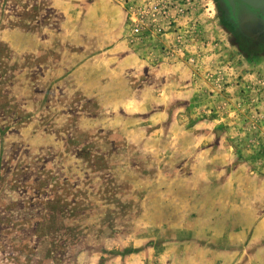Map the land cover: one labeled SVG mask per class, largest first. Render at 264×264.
I'll return each mask as SVG.
<instances>
[{"label":"rangeland","instance_id":"rangeland-1","mask_svg":"<svg viewBox=\"0 0 264 264\" xmlns=\"http://www.w3.org/2000/svg\"><path fill=\"white\" fill-rule=\"evenodd\" d=\"M0 264H264L262 13L0 0Z\"/></svg>","mask_w":264,"mask_h":264},{"label":"water","instance_id":"water-1","mask_svg":"<svg viewBox=\"0 0 264 264\" xmlns=\"http://www.w3.org/2000/svg\"><path fill=\"white\" fill-rule=\"evenodd\" d=\"M232 10V13H236L238 3H242L249 8L261 12L264 18V0H225Z\"/></svg>","mask_w":264,"mask_h":264},{"label":"flooded vegetation","instance_id":"flooded-vegetation-1","mask_svg":"<svg viewBox=\"0 0 264 264\" xmlns=\"http://www.w3.org/2000/svg\"><path fill=\"white\" fill-rule=\"evenodd\" d=\"M226 3H227V2H226ZM241 5H244V4H242V3H238V5H237V10H236V13H235V14L232 13L231 8L229 7L232 18L237 19V17L239 16V13H241ZM228 6H229V5H228ZM244 6L247 7L248 9H250V10H253V9L249 8L248 6H246V5H244ZM253 11H254V12H258V11H255V10H253Z\"/></svg>","mask_w":264,"mask_h":264},{"label":"built area","instance_id":"built-area-1","mask_svg":"<svg viewBox=\"0 0 264 264\" xmlns=\"http://www.w3.org/2000/svg\"><path fill=\"white\" fill-rule=\"evenodd\" d=\"M155 9H156V7H155ZM141 27H142V25L140 24V21H137L136 23H134L133 32H140Z\"/></svg>","mask_w":264,"mask_h":264}]
</instances>
